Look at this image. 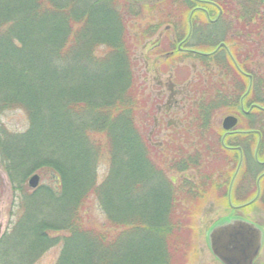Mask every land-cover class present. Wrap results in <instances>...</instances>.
<instances>
[{"label": "trees", "instance_id": "trees-1", "mask_svg": "<svg viewBox=\"0 0 264 264\" xmlns=\"http://www.w3.org/2000/svg\"><path fill=\"white\" fill-rule=\"evenodd\" d=\"M157 1L162 0H0V114L22 110L28 122L20 134L0 123L6 141H0L1 164L13 182L36 171L51 174L56 183L55 189L32 190L24 198L27 216L12 234L1 236L7 264L9 236L12 250L21 253L16 259L62 244L54 264L193 260L192 236L204 198L210 187L221 185L212 163L225 150L224 130L212 127L218 114L239 117L238 132L225 140L248 157L255 179L264 171L258 163L264 160V62L258 73L253 68L264 45V0H185L188 18L191 13L187 42L200 39L191 47L199 51L196 58L223 73L219 83L210 75L206 88L197 91L193 126L202 148L190 142L191 153L175 139L165 152L153 144L135 75V48L158 25H138L134 32L130 20ZM214 133L218 143L209 146L206 138ZM226 152L236 166L239 151ZM104 160L107 169L99 174ZM188 169L197 175L187 176ZM170 171L184 175L174 178ZM254 196L235 198L236 204ZM91 199L105 215L101 227L84 221Z\"/></svg>", "mask_w": 264, "mask_h": 264}, {"label": "rangeland", "instance_id": "rangeland-1", "mask_svg": "<svg viewBox=\"0 0 264 264\" xmlns=\"http://www.w3.org/2000/svg\"><path fill=\"white\" fill-rule=\"evenodd\" d=\"M190 15L191 13L189 17ZM188 19L185 0H162L144 5L142 11L130 20V25L134 32H137L136 29H141L138 28V25L143 28L148 25H158L155 34L135 48L133 58L137 83L145 98L144 113L148 116L147 128L151 141L162 152L166 148L165 145L167 143L171 144L173 139L182 143L189 153L194 150L195 146L196 148H202V145L196 144L198 136L195 135L193 126L195 119L194 109L201 94L197 93V91L206 88L209 84L208 80L210 81V75L213 76L214 83H219L223 76L217 66L212 64L211 67L204 66L200 59L196 58V52H190L189 49H192L193 44L201 40L195 38L188 40V42L186 41L187 39L185 38H187L189 31ZM258 55H261V59L258 56L259 59L255 61V67H253L255 68V73H258V70L262 68V62H264V58H262L264 57V45ZM208 68H211V70L209 71ZM225 86L230 91L233 89V84L228 83V79ZM241 110L247 109L241 105ZM226 115L228 114H218L214 117L213 129L219 130L222 128V120ZM0 123L12 134H20L28 126L25 112L18 109L3 111L0 114ZM239 126L237 124L235 130H238ZM3 130L1 128L0 141L4 143L6 141ZM225 138L226 136L222 135L221 141L225 140ZM206 139L209 146L210 144L215 146L218 143L216 142L217 134L215 133L207 136ZM190 142L194 144L193 148L190 147ZM226 142L229 145L231 144L230 141L226 140L224 144H227ZM259 143L260 136L256 140L255 148L253 147V153L258 150ZM231 146L233 149L238 150L237 147L239 146ZM246 146H248L247 143ZM223 148L225 150L220 152L218 161L214 160L212 162L217 165L214 176L217 177V183H221V185L217 189L213 190L210 187L207 190V196L205 195L206 198H204V209L197 218L195 225L197 233L195 232V235L192 236L195 242L196 254L193 260H189L187 264H222L209 250L205 238L207 228L221 217L229 214H241L245 219L256 221L264 226L263 179H255V171L254 173H248V157L245 155L241 157L239 169L236 170L238 163L235 166L232 163L233 160L230 159L231 156L227 155L226 152L231 149L225 146ZM170 159L169 157L168 163L164 165L169 166ZM106 169V160L101 161L99 174H102ZM229 172L234 173L232 178H228ZM33 173L39 174V182L35 188L30 187L28 184V180ZM169 174L178 179L184 175V173H177L176 171H170ZM185 174L187 176H196L197 172L193 169H188ZM244 180V184H241ZM225 184L226 186L228 184L226 197L225 193H223ZM55 185V179L51 174L45 173L42 175L36 171L29 173L24 178L16 177L13 182L9 172H7L0 160V238L2 235L12 234L18 224L27 216L24 198L32 193V190L37 187L45 188V186L55 189ZM215 190L220 192L216 195ZM228 193L231 195H228ZM255 194H258L255 200L252 201L251 198L252 202H248L249 200L245 201V203L242 202L243 206L234 211L232 210V204H236L235 198L246 200L250 195ZM83 218L87 225L103 226L105 215L96 199H91L85 204ZM52 235L56 236L58 233L53 232ZM5 243L11 246L9 247L11 258L8 256L11 264H22L21 262L25 260H27L25 264H54L62 247V244L59 243L48 248L41 255L33 254L29 259H16L15 256L21 253H19L20 250L18 252L12 250V246L15 243L11 241L10 236ZM3 246V244L2 246L0 245V264H7L8 261L5 262L4 257L1 258V252L5 248ZM256 263L264 264V247Z\"/></svg>", "mask_w": 264, "mask_h": 264}, {"label": "water", "instance_id": "water-1", "mask_svg": "<svg viewBox=\"0 0 264 264\" xmlns=\"http://www.w3.org/2000/svg\"><path fill=\"white\" fill-rule=\"evenodd\" d=\"M220 46H224V43ZM248 77L251 79V75ZM237 121L236 116L227 115L222 121V127L230 131ZM38 182V174H33L28 180L32 188ZM232 208L236 206L232 204ZM205 238L209 250L222 264H255L264 244V226L245 219L240 214H229L208 227Z\"/></svg>", "mask_w": 264, "mask_h": 264}, {"label": "flooded vegetation", "instance_id": "flooded-vegetation-1", "mask_svg": "<svg viewBox=\"0 0 264 264\" xmlns=\"http://www.w3.org/2000/svg\"><path fill=\"white\" fill-rule=\"evenodd\" d=\"M231 134V133H230ZM226 148H229V149H231L232 148V146L230 147V145L227 143L226 145Z\"/></svg>", "mask_w": 264, "mask_h": 264}]
</instances>
